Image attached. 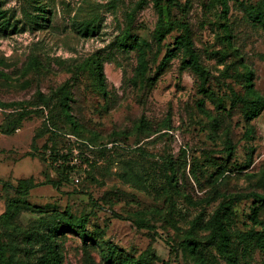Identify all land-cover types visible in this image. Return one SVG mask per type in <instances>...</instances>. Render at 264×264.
I'll return each instance as SVG.
<instances>
[{
	"label": "rangeland",
	"instance_id": "rangeland-1",
	"mask_svg": "<svg viewBox=\"0 0 264 264\" xmlns=\"http://www.w3.org/2000/svg\"><path fill=\"white\" fill-rule=\"evenodd\" d=\"M160 4L0 0L10 23L0 28V103L7 104L0 105V244L9 264H34L29 234L43 217L65 211L77 223L88 218L93 241L61 236L62 264H106L107 243L151 264H201L181 244L198 219L231 198L239 230L264 228V206L262 225L249 219L253 194H264V112L249 125L243 108H232L250 71L264 94V27L237 0H229L228 19L221 0ZM169 20L174 26L159 45V22L169 27ZM184 25L208 71V92L181 66L182 53L160 72ZM123 43L144 48L145 74L140 50ZM98 60L106 94L95 85L91 65ZM29 179L43 185L28 190ZM195 236L206 264H228L207 231ZM241 248L236 242L237 254ZM242 264H264V252Z\"/></svg>",
	"mask_w": 264,
	"mask_h": 264
},
{
	"label": "trees",
	"instance_id": "trees-1",
	"mask_svg": "<svg viewBox=\"0 0 264 264\" xmlns=\"http://www.w3.org/2000/svg\"><path fill=\"white\" fill-rule=\"evenodd\" d=\"M223 7V16L228 19L230 13L229 0H221ZM239 2V5L245 12L247 18L262 27H264V2L258 5H247L244 2ZM154 4L157 8L161 6L160 0H154ZM162 15V10H161ZM170 16H168L169 18ZM170 25L166 27L163 21L159 22V26L155 32V37L159 45L163 43L169 31L173 28L174 22L169 20ZM185 30L179 35L173 48L169 49L162 59L160 64V72L165 70L170 63L177 57L178 54L184 55L182 61L183 68H191L200 78L201 89L204 92H208V71L203 66L200 57L196 51L192 33L188 25H184ZM0 28L3 30H9L10 23L5 19L4 14L0 11ZM227 29L230 30L229 27ZM124 41H128L131 38L130 30L128 29L124 33ZM124 47H128L131 50L138 49L141 54V66L140 72L145 74L147 69V63L145 61V50L138 44H132ZM36 66V62L29 63L28 68ZM91 68L95 77V85L100 92L107 93L106 75L104 72V64L101 61L93 62ZM254 72L250 71L245 86V93L243 95L233 92L232 108L241 106L244 111V119L247 124L250 125L255 119L259 118L264 112V94L261 93L254 83ZM0 105L7 106L5 103ZM65 112L69 121L77 126L78 122L71 111L69 104L64 105ZM254 132L253 127L247 128V135H252ZM235 147L230 142L227 146V151L230 156L234 154ZM66 170V168L64 169ZM69 171H74V168H68ZM67 170V171H68ZM264 181V173L262 175ZM0 182L2 180L0 179ZM27 189H33L43 183H35L33 179L25 180ZM56 185L55 182H49ZM255 199L252 206V211L249 216L250 221L254 226L261 224L259 219V213L264 206V194L254 193ZM88 218H83L77 223L74 218L67 212L51 215L49 217H43L39 224H37L27 238V244L31 254L35 257L34 264H62L63 253L59 244V238L67 233H76L83 240L84 243L93 241L89 235L87 228ZM202 229L209 233L210 238L216 242V247L219 254L223 255L228 264H242L244 260H248L252 257L253 253L259 249L264 252V228L261 231H257L254 227L248 231H241L236 227L235 223V211H234V199L223 201L219 204L216 210L205 217L204 220H197L192 230L187 233L186 239L182 242V247L189 250L190 253L196 257L201 264H206L205 256L202 251L201 241L195 236V230ZM238 242L242 246L241 254H237L235 250V244ZM6 247L0 244V262L2 264H9L11 260L6 255ZM40 256H39V255ZM106 264H151L146 260H136L135 258L127 255L122 249H119L112 243L106 244V253L104 255Z\"/></svg>",
	"mask_w": 264,
	"mask_h": 264
}]
</instances>
